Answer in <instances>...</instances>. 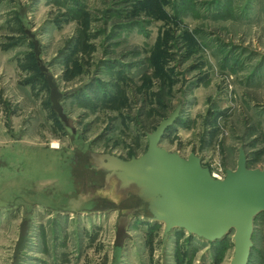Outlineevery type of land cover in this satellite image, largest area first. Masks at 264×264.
Instances as JSON below:
<instances>
[{"label":"rangeland","instance_id":"374dc122","mask_svg":"<svg viewBox=\"0 0 264 264\" xmlns=\"http://www.w3.org/2000/svg\"><path fill=\"white\" fill-rule=\"evenodd\" d=\"M178 106L163 148L225 176L240 148L264 167V0H0V264H230L233 233L163 241L149 217L118 243L132 198L89 165L140 156ZM248 264H264V212Z\"/></svg>","mask_w":264,"mask_h":264},{"label":"water","instance_id":"95a60500","mask_svg":"<svg viewBox=\"0 0 264 264\" xmlns=\"http://www.w3.org/2000/svg\"><path fill=\"white\" fill-rule=\"evenodd\" d=\"M46 68L44 67V70ZM53 108L67 121L59 99L62 93L47 74ZM181 106L148 133V147L140 156L124 159L112 153L90 152V168L102 172L101 192L116 201L138 199L139 204L121 211L117 240L124 243L131 216L149 213L152 221L164 225L163 241L181 229L206 241L216 242L233 233L234 254L230 264H248L253 247L255 218L264 212V167L249 168L244 148L237 167L227 169L224 178H214L195 153L187 158L163 148L167 129L180 116Z\"/></svg>","mask_w":264,"mask_h":264},{"label":"flooded vegetation","instance_id":"af4514ba","mask_svg":"<svg viewBox=\"0 0 264 264\" xmlns=\"http://www.w3.org/2000/svg\"><path fill=\"white\" fill-rule=\"evenodd\" d=\"M134 199V200H133ZM139 204V202H138V199H136V198H132V200H131V205L129 206V208L128 209H131V208H133V207H136L137 205ZM118 207H115V209H117ZM120 213H121V210H120ZM149 216V213L147 212L146 213V215L145 216H141V215H139V214H134L133 216H131V222H130V224L132 223V220H134L135 218H137V217H148ZM130 237V236H129ZM129 237H125V239H128ZM118 241V240H117ZM119 243V242H118ZM124 244V243H123ZM123 244H121V245H123Z\"/></svg>","mask_w":264,"mask_h":264},{"label":"built area","instance_id":"2783aa9c","mask_svg":"<svg viewBox=\"0 0 264 264\" xmlns=\"http://www.w3.org/2000/svg\"><path fill=\"white\" fill-rule=\"evenodd\" d=\"M212 173V176L214 177V178H224V176H225V174L224 173H222V174H219V173H215V172H211Z\"/></svg>","mask_w":264,"mask_h":264},{"label":"trees","instance_id":"16d2710c","mask_svg":"<svg viewBox=\"0 0 264 264\" xmlns=\"http://www.w3.org/2000/svg\"><path fill=\"white\" fill-rule=\"evenodd\" d=\"M259 215H260V214H259ZM259 215H258V216H259ZM258 216H257L256 218H258Z\"/></svg>","mask_w":264,"mask_h":264}]
</instances>
